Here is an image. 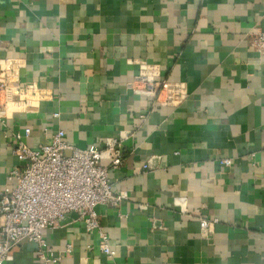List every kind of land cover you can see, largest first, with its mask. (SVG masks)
I'll use <instances>...</instances> for the list:
<instances>
[{
    "label": "crops",
    "instance_id": "1",
    "mask_svg": "<svg viewBox=\"0 0 264 264\" xmlns=\"http://www.w3.org/2000/svg\"><path fill=\"white\" fill-rule=\"evenodd\" d=\"M257 32L264 0H0V59L16 61L8 74L43 93L33 110L0 107V187L21 164L15 132L28 128L21 139L31 149L57 129L78 148L120 139L122 162L108 178L123 198L95 206L112 255L76 217L42 231L54 264H264ZM138 59L183 81L185 100L163 107L133 93ZM199 218L217 219L206 236ZM35 252L20 241L6 262L40 264Z\"/></svg>",
    "mask_w": 264,
    "mask_h": 264
},
{
    "label": "built area",
    "instance_id": "2",
    "mask_svg": "<svg viewBox=\"0 0 264 264\" xmlns=\"http://www.w3.org/2000/svg\"><path fill=\"white\" fill-rule=\"evenodd\" d=\"M255 38L253 42L264 46V32H257ZM15 64L11 59H0L1 110H33L43 93L34 83L20 85L15 76L8 74ZM136 64L137 73L127 83L133 93L150 97L163 107H174L185 100L183 81L160 79L157 63L138 59ZM28 133L25 128L22 134H12L11 152L21 164L7 170L5 184L0 187V264H7L9 251L23 239L35 243V258L40 264L56 263L42 231L70 212L77 213L86 232H96L99 250L112 255L95 206L109 199L118 203L123 198V194H112L108 178L109 170L122 162L120 139L106 138L100 148H78L66 143L63 131L57 129L48 142L31 149L21 139ZM153 158L147 159L142 168L152 167ZM217 162L221 168L231 165L227 157ZM216 222V218H199L198 234L206 236Z\"/></svg>",
    "mask_w": 264,
    "mask_h": 264
},
{
    "label": "water",
    "instance_id": "3",
    "mask_svg": "<svg viewBox=\"0 0 264 264\" xmlns=\"http://www.w3.org/2000/svg\"><path fill=\"white\" fill-rule=\"evenodd\" d=\"M77 217V213L76 212H70V213H67L65 215H63L61 218L58 219L59 222H65L67 221L68 219H74ZM21 242L23 243H28V244H32L35 246V243L31 242V241H27L26 239H23L21 240Z\"/></svg>",
    "mask_w": 264,
    "mask_h": 264
}]
</instances>
